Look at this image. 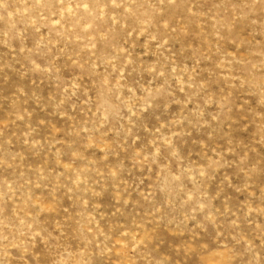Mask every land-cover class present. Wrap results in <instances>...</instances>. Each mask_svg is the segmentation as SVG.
<instances>
[{
    "label": "rangeland",
    "instance_id": "rangeland-1",
    "mask_svg": "<svg viewBox=\"0 0 264 264\" xmlns=\"http://www.w3.org/2000/svg\"><path fill=\"white\" fill-rule=\"evenodd\" d=\"M0 264H264V0H0Z\"/></svg>",
    "mask_w": 264,
    "mask_h": 264
}]
</instances>
